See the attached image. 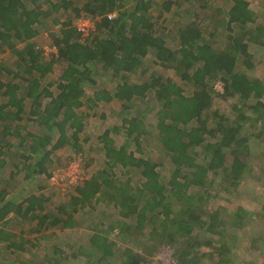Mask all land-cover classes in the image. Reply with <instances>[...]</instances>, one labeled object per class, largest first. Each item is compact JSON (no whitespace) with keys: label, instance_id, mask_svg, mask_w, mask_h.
<instances>
[{"label":"trees","instance_id":"1","mask_svg":"<svg viewBox=\"0 0 264 264\" xmlns=\"http://www.w3.org/2000/svg\"><path fill=\"white\" fill-rule=\"evenodd\" d=\"M27 1L0 0V53L15 57L17 66L12 70L0 62V73L12 75L8 82L0 79L3 99L0 101V173L9 165L5 158V150L10 148L7 138L20 139L22 149L23 143L30 140L29 150L34 157L20 155L29 178L38 173L47 174L52 152L64 146L80 149L79 135L90 123L89 115L79 112L85 107L82 98H86L89 108L118 100L125 109H130L128 104L135 98L145 101L150 92L154 93L157 104L151 125L154 138L160 151L171 159L173 168L169 177H164L158 171L159 164L151 157H144V141L152 137L145 118L123 115L125 144L116 147L110 137L112 131L104 132L100 140L106 169L85 178L74 189L70 204L59 209L60 216L44 212L41 197H19L18 193L12 196L8 185L0 189V245L19 251L28 245L39 246V242L26 239L24 233L6 229L11 214L37 221L40 230L50 220V227L61 225L63 229H74L80 225L74 214L95 202L120 208L121 219L107 228L97 224L91 228L89 245L71 255L73 259H85V264H158L125 247L132 239V230L140 241L148 238L151 249L172 247L177 264H233L237 260L233 257L236 254L233 243L239 239V232L249 226L256 230V236L244 264H264V198H252L254 205H260L259 211L241 205L213 208L217 198L230 202V196L239 194V186L254 173L255 167L250 166L249 137L243 131L252 126V119L254 124L264 119V80L252 74L256 64L264 61H255L250 51L252 43L264 46V24L255 29L249 27L256 23V13L249 2L229 0L226 24H221L229 33H234V27L240 32L228 35L226 44L218 47L210 43L193 21L178 28L180 48L173 50L150 18L154 6L151 1L133 0L132 11L121 12L110 20L107 16L124 9L125 0H92L85 11L94 18L102 17L95 36L86 40L87 43L80 42L74 28L67 23L60 34L52 35L57 56L45 58L32 41L40 33L37 26L42 24L47 9L48 13H54L68 7L70 2ZM189 1L192 0H176L177 3ZM174 4L165 2L163 13L167 15ZM105 27L110 31L101 35ZM151 52L154 65L174 71L195 89L193 94L186 95L185 89L172 79L154 72L141 84L128 80L119 84L115 94L98 90L93 97L86 95L85 84L92 81L95 65L101 64L113 76L135 73ZM51 74L59 81L57 95L50 91V85L42 86V79ZM218 81L223 83L222 93L215 89ZM45 99L49 102L44 105ZM218 99L234 100V104L221 111L215 108ZM27 117L43 130V136L23 134ZM54 133H58L55 142ZM40 154V160L31 165L29 162ZM119 166L139 172L141 182L133 184L130 177L122 180L113 172ZM259 171L264 172L263 165ZM39 212L44 214L38 216ZM129 219L135 224L127 222ZM114 230L119 231L118 238L124 248L111 239ZM135 244L140 245L138 241ZM67 247L72 250L71 246ZM253 251H259L256 257ZM56 252L58 257L48 258V262L65 264L70 259L63 257L62 249Z\"/></svg>","mask_w":264,"mask_h":264},{"label":"rangeland","instance_id":"2","mask_svg":"<svg viewBox=\"0 0 264 264\" xmlns=\"http://www.w3.org/2000/svg\"><path fill=\"white\" fill-rule=\"evenodd\" d=\"M68 1L72 4L67 9H63L62 11H60V9L59 12L47 13L46 16L42 17V24L37 26L40 34L35 37L34 43H36L37 47L42 50L45 58L57 56L58 50L54 44L52 35L60 34V30H62L67 23H70L71 27L74 28L76 31V40L80 42H86V40L90 41L98 32L97 25L94 28H91V30L89 29L86 34L83 32L82 34L79 31L80 21H85L91 17L94 18L91 14L85 11V7L92 3V0ZM155 1L156 5L151 10L150 18L155 23V28L158 34L168 44L167 46L173 50L180 48L178 28L181 25L193 21L197 22L206 36V39L218 47L226 44L228 35L234 36L240 32L239 28L234 27V33H229L221 24L223 22L225 23L227 20L229 0H192L184 3H177L176 0ZM167 1H172L175 4L170 7L167 11V15H165L162 11L166 12V10L162 8V5ZM247 1L250 4L251 10L256 13V23L254 25H249L251 29H255L257 25L264 24V0ZM132 5L133 0H125L124 9H120L119 11H132ZM128 23L130 26L131 20H128ZM109 31L110 28L105 27L100 34L107 35ZM88 35L91 37L87 38ZM250 51L254 54L255 61H264V46L252 43ZM153 59L154 53L151 52L142 60V65H140L135 73H119V75L115 74V76H113V72L110 73L105 71L101 64L98 66L95 65L92 70L93 83H91L92 81H87L85 84L86 95L88 97H93L94 93L98 90H100V93L108 91L115 94L119 84L124 83L127 80L131 83L141 84L147 81L154 72L172 79L185 89L186 95L193 94L195 89L189 83L182 81L174 71H165L160 66L154 65ZM0 62L6 64L8 68L16 70V58L9 53H0ZM252 74L253 76L261 77L264 80V62L261 65L256 64ZM11 77L12 75L6 74L5 71L0 73V79L4 82H8L12 79ZM58 84L59 81L54 74L48 75L46 78L42 79V86L47 87L50 85V91L55 95L59 93ZM222 84L221 81H218L215 84L216 91L218 90L222 93L221 91L223 90H219L222 89ZM0 101H3L1 97ZM82 101H84L85 107L79 110V112L81 111L84 114H88L90 123L79 135L80 149L71 146H64L63 148L52 152L50 156L51 161L47 163V174L38 173L34 177L29 178L25 169L22 167L24 165V160L20 159V155L24 154V157H34L29 150L30 140L23 143L24 149H22L19 148L21 143L20 139L9 137L7 138V143H9L10 148L5 150V158L9 165L7 169L4 170V173H0V189L4 188L5 185H8L10 195L12 196H16V193H18L19 197L24 196L27 198L31 195L41 197L44 212L50 213L54 216H60L58 213L59 209L70 204V197L75 193L74 189L76 188L71 187L68 183L62 181L61 173L64 169L68 168L71 163H77L79 165L80 176L84 179L91 177L97 173V171L105 170V152L100 139L105 131L110 130L112 131L110 137L114 140L116 147H121L125 144L126 135H124L125 126L122 122L123 115L126 118H145L147 126L149 125L148 130L152 132V137L146 138L144 141V157H151L159 164L158 171L164 177H169L171 169L173 168L171 159L167 154L160 151V146L154 138L155 131L153 132V129L151 128V125H153L155 121L154 118L157 109L153 92L148 93L145 101L140 98H135L131 104H128L129 106L131 105L130 109H125L123 103L118 100H113L110 103L100 102L94 108L88 107L86 98H82ZM47 102H49V99H45L43 104L45 105ZM233 104L234 100L225 102L218 99L215 108L224 111L226 106ZM147 109L148 111L150 109L152 110L147 112ZM29 110V105H27V112H29ZM253 116L255 118L257 117V114L253 113ZM28 119L29 117H27L24 122L25 128L23 134L26 135V133L30 132L39 135L40 137L43 136V130L33 122L28 121ZM252 120V126L244 130L245 132L243 131V134L246 137H249L250 152L252 154L250 166L251 168L252 166L255 167L252 169L254 173L250 174V177L244 180L245 182L239 186L237 190L239 191V194L235 193V195L230 196V202H226L223 197L217 198L214 201L215 203H213V208H217L220 205L228 208L229 206L234 207L241 205L244 208H249L254 211H259L260 209V205L256 206L252 203V198L255 196L258 198H264V172L259 171V166H264V134L260 135V132L262 130L264 131V119L259 124H254L255 121L254 119ZM115 127L121 129V132H118ZM71 133L72 132L69 134L71 135ZM54 138L55 142L58 138V133H54ZM133 149L134 147L131 146L130 150L132 151ZM137 156L140 157V154L137 153ZM202 156L204 157L203 154ZM41 157L42 154L37 157L35 156V158L29 163L31 165L34 163L36 164V161L40 160ZM113 172L124 181L130 177L133 184L141 182L140 173L135 170H132L131 172L130 170L123 169L119 166L115 168ZM48 173L51 177H49ZM11 174L13 176L12 180H10ZM67 177L65 174V179ZM8 180L10 181L5 183ZM9 198L10 197H8V199ZM44 212H39L38 216L43 215ZM119 212L120 208L115 207L114 205H103L92 202L84 210L74 214L76 221L80 223V225L74 229H63L61 225L50 227V220L41 230L39 229L37 221L33 222L31 219L30 222L28 218H18L12 214V216L8 218L7 225L5 226L6 229L14 233H24L26 239H32V241L39 242V246H37V248H31V246L28 245L24 251H19L9 250L5 244H2L0 245V264H18L19 262L33 264L35 261L37 264H53L48 262V258L53 257L54 259V257H58L56 251L59 249H62L65 252L63 257L68 258L70 256V259L65 261V264H85V259H73L71 255L74 252L76 253L80 247H87L89 245V240L92 235L91 228L93 226H96L97 224L102 225L103 228L109 227L121 219ZM127 222L135 224V222L130 219L127 220ZM253 231V226H249L239 232V239L233 243L235 246L234 252L236 253L233 257L237 259L233 264H244L245 261L247 262L246 255L251 254L252 238L256 236V230ZM118 232L119 231L114 230L111 239L117 242L118 247L124 248V244L118 238ZM131 235L132 239L130 238V241L127 242L125 247L133 249L137 255L146 256L149 258V261H155L158 264H177L175 251L172 247L164 245L159 246L157 250L151 249L148 245V238L140 241L141 238L138 237L135 230H132ZM137 241L140 243L138 247L137 244H135ZM67 246H71L72 250ZM146 248H148L149 251L146 250ZM154 250L156 251L153 252ZM258 253L259 251H253L252 255L256 257Z\"/></svg>","mask_w":264,"mask_h":264},{"label":"built area","instance_id":"3","mask_svg":"<svg viewBox=\"0 0 264 264\" xmlns=\"http://www.w3.org/2000/svg\"><path fill=\"white\" fill-rule=\"evenodd\" d=\"M107 17H108V19L112 20L116 17V14L111 13ZM100 19H101L100 17H97V18L91 17L85 21H80L79 22V31L81 33L83 32L84 34H86L89 29L91 30V28H94L99 23ZM89 35L87 38L91 37ZM219 90H223V87H222V89H219ZM65 174H66V177L68 176L66 179H65ZM53 180H54V178H53ZM61 180L68 183L69 186H71V187H77L85 179L80 176L79 165L77 163H71V164H69L68 168L64 169L63 172L61 173Z\"/></svg>","mask_w":264,"mask_h":264},{"label":"crops","instance_id":"4","mask_svg":"<svg viewBox=\"0 0 264 264\" xmlns=\"http://www.w3.org/2000/svg\"><path fill=\"white\" fill-rule=\"evenodd\" d=\"M60 1H61V0H60ZM146 1H151V2L153 3L154 6L152 7V9L155 7V5H156V1H155V0H146ZM27 2H30V1L28 0ZM69 2H70V1H69ZM70 4H72V3H68L67 6L69 7ZM68 7H66V8H62L60 11H62L63 9H67ZM120 9H122V8H120ZM120 9H119V10H120ZM152 9H151V10H152ZM119 10H118V11H119ZM151 10H150V12H151ZM48 11H49V9L46 10V14L48 13ZM118 11H117V12H118ZM57 12H59V11H57ZM117 12H115L116 16H117ZM162 12H163V11H162ZM119 13H121V12L119 11L118 14H119ZM42 21H43V19H42ZM37 29H38V28H37ZM39 34H40V33H39ZM39 34H38V35H39ZM38 35H37V36H38ZM37 36H36V37H37ZM32 41L34 42V41H35V38H34ZM7 167H8V166H7ZM6 169H7V168H6ZM11 216H12V214H11ZM11 216H9V217H11ZM9 217H8V218H9ZM8 218H7V222H8Z\"/></svg>","mask_w":264,"mask_h":264}]
</instances>
